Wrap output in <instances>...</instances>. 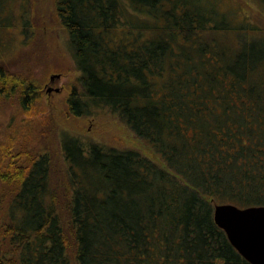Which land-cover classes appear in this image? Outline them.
<instances>
[{
    "label": "trees",
    "instance_id": "16d2710c",
    "mask_svg": "<svg viewBox=\"0 0 264 264\" xmlns=\"http://www.w3.org/2000/svg\"><path fill=\"white\" fill-rule=\"evenodd\" d=\"M205 6L55 0L80 73L68 113L112 115L165 168L63 130L58 190L50 153L28 137L40 85L0 64V103L17 96L25 122L0 150V264H251L214 208L264 206V40L236 46L230 30L246 26Z\"/></svg>",
    "mask_w": 264,
    "mask_h": 264
},
{
    "label": "rangeland",
    "instance_id": "374dc122",
    "mask_svg": "<svg viewBox=\"0 0 264 264\" xmlns=\"http://www.w3.org/2000/svg\"><path fill=\"white\" fill-rule=\"evenodd\" d=\"M202 1L200 0V3L204 8L210 7L205 5L214 6L218 13L222 14L220 19L227 15L226 25L246 26V30L239 32V35L238 31L230 30V40L236 38V46L239 47L245 40L248 43L251 38L264 40V0ZM182 6L180 2L177 10ZM216 22H219V19H216ZM156 23L166 25L165 20ZM222 35L225 34L221 33L218 36L223 37ZM211 44L214 46L213 42ZM218 45L220 49L225 48L220 43ZM229 50L231 51V48ZM229 50L223 55L225 59L230 53ZM0 56L2 57L0 64L6 70L30 80L33 78L37 85H40L41 100L33 108L34 118L31 122L33 128L28 137L50 153L52 183L58 190L63 186L67 168L59 140L63 130L86 141L138 150L152 161L166 167L143 140L112 115H104L101 118H77L68 113L66 99L69 88L80 73L72 60L68 34L57 20L55 0H0ZM52 75H60V78L51 82ZM56 89H59V92H56ZM35 111H40V114ZM23 118L24 114L17 96L1 101L0 150L6 149L5 147L11 143L9 136L13 134L7 126L11 123L16 127L19 124L22 126L25 123ZM62 213L66 219L65 208H62ZM73 252L74 248L71 250V253Z\"/></svg>",
    "mask_w": 264,
    "mask_h": 264
},
{
    "label": "water",
    "instance_id": "95a60500",
    "mask_svg": "<svg viewBox=\"0 0 264 264\" xmlns=\"http://www.w3.org/2000/svg\"><path fill=\"white\" fill-rule=\"evenodd\" d=\"M59 78L60 75H52L51 82ZM55 91L59 92V89ZM214 220L244 259L251 264H264V206L239 208L233 204L217 205Z\"/></svg>",
    "mask_w": 264,
    "mask_h": 264
}]
</instances>
